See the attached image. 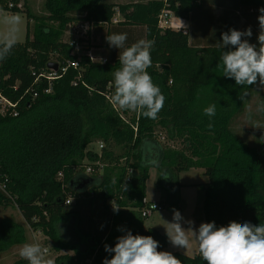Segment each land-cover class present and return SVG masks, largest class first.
Masks as SVG:
<instances>
[{
    "label": "trees",
    "instance_id": "16d2710c",
    "mask_svg": "<svg viewBox=\"0 0 264 264\" xmlns=\"http://www.w3.org/2000/svg\"><path fill=\"white\" fill-rule=\"evenodd\" d=\"M6 1L0 0L2 9ZM44 6L46 12L42 15L27 10L26 39L17 42L7 59L0 61V92L19 101L18 115L0 113V183L4 185V189L0 187V206L17 207L21 217L20 221L0 217V257L26 243V229L31 225L52 239L58 252L54 264H103L106 257L111 258L104 245L114 246L123 233L113 226L103 241L101 237L94 240L83 230L79 209L72 206L75 203L64 205L70 195L77 203L102 202L118 220L126 210L132 223L123 227L134 235L152 236L162 251L167 245L165 235L157 228H144L139 210L150 168L157 166L158 160L159 171L165 168L176 179L180 172L191 168L204 169L208 182L199 184L204 193V222L214 221L217 227L227 226L230 221L264 224L261 151L231 127L259 84L247 89L248 97L243 102L238 98L240 86L217 69L222 53L217 45L223 32L251 27L249 42L257 43V17L264 0H45ZM20 9L16 5L14 12ZM163 9L189 20L190 31L160 27L158 17ZM117 12L121 18L113 22ZM79 19L102 23L106 36L127 33V45L140 39L155 41L152 66L147 71L166 98L157 119L115 108L108 98L107 94L111 97L113 92L112 73L120 67L119 49L106 42L105 62L71 53L64 33L72 21ZM52 54L61 65L78 59L81 75L78 78L79 71L70 67L53 81L52 91L45 93L47 80L35 79L49 70ZM29 87H34L38 96L32 98L26 93ZM210 104L216 105L211 120L203 111ZM162 129L168 141L182 140L183 147L161 144ZM97 141L105 143L103 160L108 165L96 188H91L97 191L92 197L75 189V166L98 159V153L90 148ZM130 168L133 172L129 173ZM59 171L65 172L63 181L57 179ZM111 199L120 207L118 213L113 212ZM133 211L141 222L134 221ZM62 227L72 232L73 239L62 236ZM172 253L182 264H206L198 252ZM11 264L27 261L20 257Z\"/></svg>",
    "mask_w": 264,
    "mask_h": 264
},
{
    "label": "clouds",
    "instance_id": "9594fccd",
    "mask_svg": "<svg viewBox=\"0 0 264 264\" xmlns=\"http://www.w3.org/2000/svg\"><path fill=\"white\" fill-rule=\"evenodd\" d=\"M259 12L257 43L249 42L253 33L248 27L243 31L229 29L223 32L217 45L222 49L217 69L223 77L234 79L235 84L240 86L238 98L243 102L248 97L247 89L250 86L259 84L264 87V8H260ZM180 22L184 28L183 22ZM0 23L5 25L4 31L0 32V61H3L17 43L21 17L5 15L0 18ZM127 38V33L106 36L109 46L119 49L120 65L112 73L110 101L120 110L136 112L155 120L166 99L147 71L152 66L151 50L155 41L140 39L127 45ZM203 111L211 120L216 115V105L210 104ZM256 111L264 113V104L258 105ZM212 126L210 122L208 127ZM254 127L264 128L260 125ZM124 190H127V185ZM111 203L113 212L118 213L120 207L114 201ZM165 222L170 244L187 250L195 242L206 264H264V224L230 221L227 226L217 227L213 221L202 222L197 228L193 220L185 219L175 209L172 221ZM118 230L123 235L116 238L115 245H104L111 258L106 257L103 264H182L172 252L159 251V242L152 236L134 235L123 227ZM46 251L40 244L26 243L19 255L27 264H54L51 259H45Z\"/></svg>",
    "mask_w": 264,
    "mask_h": 264
},
{
    "label": "rangeland",
    "instance_id": "374dc122",
    "mask_svg": "<svg viewBox=\"0 0 264 264\" xmlns=\"http://www.w3.org/2000/svg\"><path fill=\"white\" fill-rule=\"evenodd\" d=\"M106 1L108 2L115 1L118 3L120 2L124 3V2H128L129 0H106ZM133 1L135 2V0ZM44 2L45 0H18L16 3L23 5V7L21 6V9L19 11L10 12L4 10L0 12V18H2L5 15H19L21 17L17 42H23L26 39L27 23H28L27 10H30V12L32 13L42 15L46 12ZM114 17L115 19L121 18L119 14H116ZM4 29H5V25L0 23V32L4 31ZM105 33H106V26L101 25L95 28L94 38L92 39L91 47L93 54H95L97 57H104L102 56L104 47L101 45L104 42ZM68 37L69 34L66 31V33H64V40L65 39L67 40ZM54 57L56 58V54H54ZM260 104H264V87L261 86H259L257 89H254L253 93L249 96L243 110L233 119L231 127L247 143L258 146L264 160V128L254 127L256 125L264 126V113H258L256 111L257 106ZM162 135L166 136L165 129H162V134H160L159 137V142L164 146L172 147L169 144L172 142L171 144L174 145V147L172 148L174 149H180L181 147H183L182 140L178 139L175 141H170V140L168 141L167 138L163 139ZM93 144L96 146L97 142L96 144L95 143ZM156 165L157 166H151L150 168V177L147 180V194L151 198H157L158 200L163 201L165 207L156 210L151 216L144 218L142 221L150 224V226L159 229L165 235L167 239V245L163 248L162 251L172 252V251L180 250L182 252H189L191 254H194V252L197 251L195 242H193L191 247L187 250L175 248L170 244L168 237L166 235L165 228L167 227V224L165 221L171 222L173 218V209L179 207V212L182 214V216L185 219L193 220L195 222V227L198 228V226L202 222H204V212L202 207L204 193L199 184L202 185L205 181H207L208 176L202 173L201 172L202 170L197 169V170L183 171L181 172L180 178L176 179L174 175L168 173L169 170L165 168H163L162 171H164L169 175H166L165 173L162 174V171L161 172L159 171L160 169L158 168V166L160 165V160L157 161ZM184 180L197 181L199 188L191 185L181 187L183 184L180 183ZM169 182L171 183L169 184ZM171 188H173V190H171ZM76 203L77 200L75 204L72 206L76 210L79 209L78 211L80 213V217H81L80 220L82 226L85 227L87 225H90L95 220L96 223H100V226L104 228H107L109 223H112V226H114L116 230L119 228L120 221L117 218H115L112 214H109V219L99 220L98 218L92 216L87 211L88 208L82 211L81 209L82 207L80 205L81 204L85 205L89 203L87 202V200L78 201V203L77 204ZM132 215L134 217V221L141 222V218L136 211H133ZM5 216H11L16 220L19 221L21 220L19 210L17 209V207L11 204L0 206V217H5ZM184 226L187 227V225ZM60 230L62 236L65 239H70V240L73 239L71 234L72 232H69L68 229L66 230L65 228H61ZM71 231L73 230L71 229ZM26 235H27L26 243H37L40 244L42 248L48 249V252L45 253V259L55 258L56 255L58 254L56 249L53 247V241L50 238V236L47 235L40 228L27 227ZM24 244L14 246L11 250L3 253V255L0 257V264H11L12 261L20 258L19 252Z\"/></svg>",
    "mask_w": 264,
    "mask_h": 264
},
{
    "label": "built area",
    "instance_id": "2783aa9c",
    "mask_svg": "<svg viewBox=\"0 0 264 264\" xmlns=\"http://www.w3.org/2000/svg\"><path fill=\"white\" fill-rule=\"evenodd\" d=\"M137 1V0H135ZM16 5L21 8L23 7L22 4H17L15 3L14 0H7L4 9L0 7V12L7 10L10 12H14ZM116 14H119L117 12ZM173 13L167 9H163L161 13L159 14L158 17V25L162 28L166 27H171L172 26V18H173ZM118 18L115 19L113 18V22H117ZM103 25L102 23H96L93 20H88V19H79L77 21H72L67 29V33L69 34V37L65 41L68 42V44L71 46V53L76 54L78 56L81 55H86L90 58L91 61H101L103 60L104 62L107 60L106 57H97L95 54L92 52V47L88 48V45L91 44L92 39L94 38V33H95V28ZM95 58V59H93ZM50 61H56V58L54 57V54H52V57ZM58 69L53 70H45L40 74V77H36L35 81H39L41 77H44L47 80V87L43 89L45 93H50L52 91V86H53V81L55 79L61 78L68 70V68L73 67L78 70L79 68V60H68L67 62L63 63L62 65L58 62ZM78 78L81 75L80 70ZM85 86L88 87V85L83 82ZM73 84H77V82L74 80ZM17 88V84L14 86ZM26 93H29L32 95V98H35L38 96V92L34 89V87H29L26 90ZM108 98L110 99V94H107ZM18 105L19 101H13L10 98L6 97L4 94L0 92V113L1 114H10V115H18ZM115 107V106H114ZM117 108V107H115ZM121 117L127 120V118L124 116V114L120 113ZM138 116V114H137ZM138 118V117H137ZM129 122V120H127ZM134 130L137 131V125H133ZM162 138L165 139V135H162ZM172 143V142H171ZM169 143L172 147V145ZM97 146L98 150L96 151L98 153V159L94 161L90 160H85L83 164H79L75 166V173H84L87 176H101L103 173L105 167L108 165L104 160H103V152L102 149L105 147V143L103 141H97ZM133 172V169H129V173ZM65 177V172L64 171H59L57 173V179L60 181H63ZM129 179V177H127ZM0 187L4 189V185L0 183ZM86 192V193H85ZM82 193L88 194V196H94L97 191L93 190L91 188H87L82 190ZM115 201V199H111V202ZM75 203V198L73 196H68L64 200V205L69 206ZM163 208V206L155 201L150 200L146 195L141 199V205L139 207L141 216L146 218L151 216L156 210ZM29 228L32 227L31 225L28 226ZM47 249V248H44ZM48 252V249L46 253Z\"/></svg>",
    "mask_w": 264,
    "mask_h": 264
},
{
    "label": "crops",
    "instance_id": "0c3cea01",
    "mask_svg": "<svg viewBox=\"0 0 264 264\" xmlns=\"http://www.w3.org/2000/svg\"><path fill=\"white\" fill-rule=\"evenodd\" d=\"M112 2V1H111ZM113 2H115V1H113ZM115 3H118V2H115ZM120 3H122V2H120ZM219 10H215V14L216 15H218L219 14ZM120 15V14H119ZM121 16V15H120ZM180 21H182L183 22V24H184V28H182V26H181V22ZM172 28H174V29H181V30H183L184 32H187V31H190V28H191V25H190V22H189V20H187V19H183V18H180V17H175V16H173V18H172ZM106 33H105V35H104V42L102 43V45L101 46H103L104 47V51H103V54H102V56H106V52H107V46H106ZM132 43V42H131ZM93 143H95L96 144V142H93ZM91 144L90 145V148H92L93 150H98V146L96 145H94V144ZM202 170L201 172L202 173H204V169L203 168H197V167H194V168H191L190 170ZM200 172V171H199ZM165 173V172H164ZM168 173H170V172H168ZM166 175H169V174H167V173H165ZM179 176H178V178H180V175H181V172L178 174ZM100 176H87L86 174H84V173H78L77 174V182H76V190H79V191H81V190H84V189H87V188H92V187H95L96 188V184H97V182H98V178H99ZM205 182H208V180L207 181H205ZM204 182V183H205ZM171 182H169V184H170ZM198 182L197 181H192V180H190V181H187V180H184V181H182L180 184H183L181 187H183V186H187V185H191V186H196V187H198V184H197ZM146 185H147V182H146ZM172 185V184H171ZM199 188V187H198ZM171 190H173V188H171ZM146 196L150 199V200H152V201H155V202H158V203H160L163 207H165V204L163 203V201H160V200H158L157 198H151V197H149L148 196V194H147V189H146ZM82 199H84V198H82ZM173 199H174V197H173ZM169 201V200H168ZM171 203H173V202H171ZM88 208V209H87ZM87 209V211L92 215V216H94V217H96V218H98L99 220H102V219H109V210H107L106 208H105V206L102 204V202H99V201H96V200H94L93 202H91V203H87V204H85V205H82V211H84V210H86ZM122 209H126V208H122ZM124 211H126V210H123V212L119 215L120 216V226H125L126 224L128 225L129 223H132V220H131V218H130V216L128 215V214H125V212ZM108 215V216H107ZM115 218H116V216L115 215H113ZM118 219V218H117ZM144 219V218H143ZM114 225V224H113ZM143 226H144V228H148V227H153V226H150V224H148V223H146V222H143ZM63 228V227H62ZM82 228H83V230L85 231V232H87L89 235H92V237H93V239L94 240H96V237L98 238V237H101V239H102V241L104 240V238L108 235V233L111 231V229L113 228V226H112V223H109V225H108V227L107 228H104V227H102V226H100V223H96L95 222V220H94V222L92 223V224H90V225H87V226H82ZM155 228V227H154ZM159 230V229H158ZM94 240H92L93 242H95ZM196 250H197V246H196ZM195 250V251H196ZM176 251H180V250H176ZM69 252H72L73 253V251L72 250H62V253H69ZM180 252H182V251H180ZM198 252V250L196 251V252H194V254H196ZM72 253H70V254H72ZM183 253H185V254H188V255H194V254H191V253H189V252H183ZM52 261L54 260V258H52L51 259Z\"/></svg>",
    "mask_w": 264,
    "mask_h": 264
},
{
    "label": "water",
    "instance_id": "95a60500",
    "mask_svg": "<svg viewBox=\"0 0 264 264\" xmlns=\"http://www.w3.org/2000/svg\"><path fill=\"white\" fill-rule=\"evenodd\" d=\"M58 62H56V61H50L49 63H48V67L50 68V69H53V70H57L58 69ZM158 250L160 251V249L158 248Z\"/></svg>",
    "mask_w": 264,
    "mask_h": 264
}]
</instances>
